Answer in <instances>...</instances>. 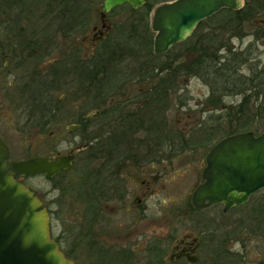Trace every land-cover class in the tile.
I'll list each match as a JSON object with an SVG mask.
<instances>
[{"label":"flooded vegetation","instance_id":"flooded-vegetation-1","mask_svg":"<svg viewBox=\"0 0 264 264\" xmlns=\"http://www.w3.org/2000/svg\"><path fill=\"white\" fill-rule=\"evenodd\" d=\"M84 2L0 0V140L9 162L67 159L68 166L49 179L15 178L45 204L59 250L76 264L78 251L83 264H264V220L221 218L259 191L228 211L222 203L202 208L192 203L207 154L233 134H222L205 151L191 192L184 199L173 195L186 176L183 153L198 151L166 117L168 99L188 106L183 99L188 92L180 88L184 78L201 79L190 67L199 44L191 38L194 31L171 47L179 50L168 71L170 64L137 60L118 43V32L126 28L113 20L115 10L128 7L130 31L137 20L143 24V13L124 3L102 14V3L92 12ZM203 83L209 93L199 109L208 112L225 94L215 96ZM219 109L231 106L221 102ZM225 119L229 128L230 118ZM214 124L197 127L202 135L197 146L223 132ZM16 135L28 139L29 148L15 157L10 146ZM191 167L186 163L185 169ZM34 178L49 184L47 202L29 184ZM213 208H220L217 218L209 215ZM68 210L77 213L71 215L73 225L55 233L52 221L61 222Z\"/></svg>","mask_w":264,"mask_h":264},{"label":"water","instance_id":"water-1","mask_svg":"<svg viewBox=\"0 0 264 264\" xmlns=\"http://www.w3.org/2000/svg\"><path fill=\"white\" fill-rule=\"evenodd\" d=\"M124 3L133 10L147 0H103L108 13ZM243 0H173L153 7L150 29L155 34L153 53H166L185 40L196 26L222 9L237 11ZM7 147L0 140V264H76L66 258L50 236L45 204L21 182L19 176L44 174L51 178L68 166L67 159L51 163L38 157L9 162ZM203 183L192 195L196 208L222 203L224 210L243 205L264 190V131L235 133L218 141L206 157Z\"/></svg>","mask_w":264,"mask_h":264},{"label":"rangeland","instance_id":"rangeland-1","mask_svg":"<svg viewBox=\"0 0 264 264\" xmlns=\"http://www.w3.org/2000/svg\"><path fill=\"white\" fill-rule=\"evenodd\" d=\"M163 0H147V2L151 3L152 9L150 10V15L147 20L148 27L147 29L144 27L141 21L139 22L137 20L136 28H134L132 31L129 30V24L131 23L130 20H128V7L123 6L119 7L115 10V14L112 16L113 20L116 19V22L118 26L125 27L126 30L124 32H118V43L123 46L125 50L130 49L134 52V58L137 60H150L152 63H155L157 66H162L164 63L170 64V66L167 68L168 71H172L174 69L173 66H175L176 62H173L175 55L177 54V51L179 50V46H174L170 49V51L167 53V55L162 54V56L158 57H152L151 55L153 53V39H154V33L150 29V22H151V15L153 7L156 5H159ZM173 0H168L167 2H170ZM244 1V0H243ZM85 3V7L88 8L92 12H96L101 7L102 0H87V3ZM244 4V3H243ZM226 12H218L215 15H212L209 20L204 21V23L198 27L197 33H208L211 27L215 26V23L219 20L225 17ZM96 17V15H95ZM94 17V18H95ZM137 17V16H136ZM257 19L260 21H264V12H260L257 15ZM124 29V28H123ZM195 31V30H194ZM244 37L242 39L234 38L232 39L231 45L236 48H244L249 43H255V51L252 62L255 61L258 64V67L260 69L264 70V41L263 40H257L255 41V38L253 34L255 33V29L249 25V23L245 24V27L243 29ZM146 33V34H145ZM139 36V39H138ZM143 37H146L147 39H144ZM143 39L141 41L142 44L138 40ZM228 39V34H220L218 35V38L216 39L215 44L224 43ZM148 41V42H147ZM149 43V45H148ZM149 47V50H145V47ZM146 47V48H147ZM151 51V52H150ZM222 53V52H221ZM172 64V67H171ZM242 72L247 74L249 73L248 64L244 66L242 69ZM167 74V73H165ZM168 75V74H167ZM186 82L183 83V85H180V88H182V91L188 92L187 95H184V102L186 101L188 106L179 107L180 103H171V99H168V104H170L171 108L167 112V122L169 125L174 127L177 125L178 131L182 134L183 139L186 141V143L189 144V146H194L198 148L197 150V156L194 155V151L192 148H189L186 153H183V163L184 167H181L185 172L186 176L182 179H179V185L176 186L175 192H173V195L178 199H184V197L191 192L196 180H197V170L202 165L201 159L203 158V155L205 151L209 148L210 145L215 143L224 133H228L229 128L227 125H224V122H226L225 119V110L219 109V104L215 106V109L207 111H201L199 109V104L203 102L204 96H206L209 93V87L206 86L201 79L196 78H184ZM242 99V95L240 96H229V95H223V98L221 99V102L226 106H237ZM197 102H199L197 104ZM259 104H261L260 99H254L251 98L250 102L247 106V110H245L243 118L238 120L237 122H233L231 125V130H239V132H247L251 131L255 135L260 134L264 131V111L258 110ZM259 111V114L255 115V113ZM221 117L220 120H218V117ZM213 118L211 121L212 123H216L217 125H220L222 128V133L217 132L216 136L212 139H210L206 144L197 146L196 140L201 137V131L196 130L197 127L202 124L203 122L207 124H210L211 122L207 121V118ZM24 116L22 117V119ZM206 118V121H205ZM21 119V121H22ZM214 124V125H216ZM13 126V125H12ZM10 126V128H12ZM196 130V131H195ZM206 132V130H205ZM208 133L204 135L205 139H208ZM16 141L11 143V150L13 153V156L16 157L20 156V153H22L23 149H28V142L27 140H23V137L20 139L16 135ZM28 137V135H27ZM30 141V140H29ZM36 144V143H35ZM34 144V145H35ZM37 145L34 146L33 150H35ZM204 146V147H203ZM193 147V148H194ZM186 163H189V165H192V169L190 170L185 169ZM202 167V166H201ZM29 184L34 188L43 193L44 199L47 202L50 195H49V184L44 180L43 178H34L29 181ZM174 188V186H173ZM259 204H262L259 208ZM263 208V210H262ZM210 213L209 215H214L216 218V212L219 213L220 208H213L208 210ZM206 211V212H208ZM264 190L259 191L258 193L252 195L246 203L245 206L238 208L236 210H233L226 214L225 217L221 218H229L231 220H258L262 219L264 220ZM72 210H68L67 213L65 212L61 216V222H54L52 221L51 227L54 230L55 233H58V231L61 228L72 226L73 223L71 222V215H76ZM80 216V215H79ZM77 221H80V219H77ZM79 224V222H77ZM83 221L81 220V224ZM249 223V222H248ZM78 226V225H77ZM76 259L79 264H83V253L77 252Z\"/></svg>","mask_w":264,"mask_h":264},{"label":"trees","instance_id":"trees-1","mask_svg":"<svg viewBox=\"0 0 264 264\" xmlns=\"http://www.w3.org/2000/svg\"><path fill=\"white\" fill-rule=\"evenodd\" d=\"M167 1L163 0L162 2L165 3ZM151 9V3L147 2L143 8L134 11L143 13V29L144 27L146 29L148 27L146 17ZM220 12H226L225 17L219 19L215 23V26L210 28L208 33L198 34L197 31L198 27L211 17L200 22L192 33L191 38L198 39L199 44L195 48L197 53L196 59L190 67H194L196 74L210 85L211 92L215 96H222L223 94L232 96L242 95L241 102L237 106L225 110V115L230 118V122L233 124V122H237L243 118L251 98L260 99L261 104H259L258 110L264 111V70L260 69L255 61H251L254 59L255 43H249L244 48H236L231 45L232 39H242L244 37V32L242 31L246 23H249L255 29V33L253 34L255 41H264V21L257 19V15L260 12H264V0H244L241 9L237 11L222 9ZM220 34H228V39H231V42L226 38L227 40L224 43L215 44ZM143 38L147 39L146 37ZM142 40L141 38L138 41L143 45L144 42L141 43ZM146 47L145 50H149V47ZM219 47H222V49H219ZM160 55L162 56V54H152L151 56L158 57ZM247 64L249 73L245 74L242 72V69ZM159 89L160 83L155 90ZM215 102L217 106L221 103V99L216 97ZM258 110L255 115L259 114ZM230 127V131L224 133L225 135L239 132V130H231Z\"/></svg>","mask_w":264,"mask_h":264}]
</instances>
